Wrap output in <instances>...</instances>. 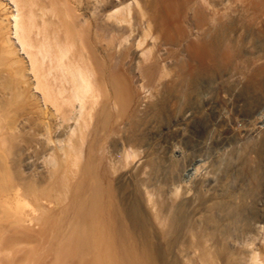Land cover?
I'll return each instance as SVG.
<instances>
[{"label":"bare ground","instance_id":"1","mask_svg":"<svg viewBox=\"0 0 264 264\" xmlns=\"http://www.w3.org/2000/svg\"><path fill=\"white\" fill-rule=\"evenodd\" d=\"M1 80L0 264H264V0H0Z\"/></svg>","mask_w":264,"mask_h":264},{"label":"rangeland","instance_id":"2","mask_svg":"<svg viewBox=\"0 0 264 264\" xmlns=\"http://www.w3.org/2000/svg\"><path fill=\"white\" fill-rule=\"evenodd\" d=\"M8 8H9V7H8ZM3 83H4V84H3ZM5 85H6V86H5ZM7 85H8V84L5 83V82H3V80L0 81V93H1V94L9 95V94H11V93L13 92V90H11V92H10V89H8V86H7ZM5 88H6V91H5ZM15 90H16V88L14 89V91H15ZM17 91H18V89H17ZM2 108H3V109H2ZM6 109H8V108L0 107V123L6 125V124L10 121L9 118H10V115H12L11 113H13V116H12L13 119H12V118H11V119H12L13 122L15 123L14 125L16 126L17 131H18V130L20 131V128H21V126H22V125H20V124H22V122H20V121L22 120V118L24 119L23 114L21 113L22 111L19 110V108H17V109H15V110H12V111L10 112V114H8V113H9V112H8L9 110H6ZM5 110H6V111H5ZM207 112H208V111L205 109V110L201 113L202 115L200 114V118H201V117H205V115L207 116ZM5 113H6V114H5ZM14 113H18V114H14ZM208 113H209V112H208ZM5 115H6V116H5ZM7 115L9 116V118H7V117H8ZM5 119H6V120L9 119V120L6 122ZM168 119H169V122H168ZM22 121H23V120H22ZM161 121H162L163 123H162V122H158V123H157L158 126L160 127V128L157 127V129H159V131L157 132V129H156V131H155L153 134L150 135V136H152V139L150 138V140H151L150 142H151L153 145H156V146H160V145H161V147H165V145H166V146H168V145L172 146L173 144H174V145H181V146H183L184 144L182 145L181 140H179V138H177L174 134H171L172 131L170 132V125H171V124H169V123H171V122H170V121H171V118H166V120L164 119V121H163V120H161ZM165 121H166V122H165ZM167 122H168V123H167ZM193 123L195 124V120L191 121L190 126H193V125H194ZM240 124H241V125H240ZM19 126H20V128H19ZM241 126H242V123H239L238 127H241ZM245 127H246V125H245V123H244V125L239 129V133H241V132L245 129ZM163 129H164V130H163ZM156 133H157V134H156ZM24 135H25V134H22V135H21V134H20V135L18 134V136H20L21 138L19 137V138H18L19 141L17 140V143H16V145H17V146H16L17 154H16L15 158L13 157L14 155H9L8 146H5V147L3 146V148H2V146H1L0 149L3 150V152L6 154V156H8V161H9V159H12V158H13L14 160L16 159V162L19 164V166L21 167V169L23 168L22 171H23V170L25 171V172L23 171L24 173L28 174V173L30 172L29 174H35V172H33V169L36 168V170H34V171H36V172L39 171V172H37V175H38V173H40V170H41V172H43V174H44V173L46 172V171L44 172V169L46 168L47 165H46V166L43 165V164H45V163H44V155H43L44 150H43V149L47 148V141H45V140L47 139V136H46V135H45V136H44V135H40V136H39V138H40L39 141L41 140L40 143H43V144L45 143L46 146H45V144H44V145L41 144V145H42V146H41L40 143H39V144L37 145V148L35 147V148L33 149V150H35L34 153H33L32 151L29 152V151H26V150H25V146H24L25 144H23V145L21 144V145H20V143H22V141L25 142V140H26L27 135H25L26 137H25L24 139L22 138V136L24 137ZM173 135H174L175 137H174ZM52 136H53V134H52ZM153 136H154V137H153ZM45 137H46V139H45ZM41 138L43 139V141H42ZM50 138H51V137H50ZM188 138H190V137H188ZM190 139H191V138H190ZM20 141H21V142H20ZM44 141H45V142H44ZM18 142H19V143H18ZM240 142H241V141H240ZM240 142H239V143H238V142H234V145H233V146H231V144H230V145L228 144V147H229V148L226 147V146H227L226 144H223V145H222V146L224 147V148H223V147L221 146V143H219L218 145H220L221 147H219L218 145H215V148H216V146H218V147H217V149H214V150H212L213 147H214V146H213L214 144L211 145L212 147L209 146V145H210V144H209L208 147L211 148V149L205 147V148H202V149H197V150L199 151V152H198V151H196L195 148H194V151H193V149H191L190 151L188 150V153H189L190 155H188V153H187V155H188V157L190 158V160H191V158H192L193 156L196 157V158L199 157L200 160L203 161L201 164H203V166L205 165V167H204V168L202 167L201 170L204 169L203 172L205 171V173H207V174H209V175H213V173L216 171V169H219V170H218V171H219V172H218L219 174L216 173V172H217V171H216L215 173H216L217 175H214V177H217V178H218L219 175H220V172H222V171H221L222 169L219 168V166L221 167V165H220V163L218 162V160L220 161L221 158L225 157V155L229 156L231 152H232V153H236L237 150L240 149V150L237 152V153H239V152L241 151V147L244 146V144H243L244 142H241V143H240ZM235 143H237V144H235ZM18 144H19V145H18ZM157 144H159V145H157ZM164 144H165V145H164ZM167 144H168V145H167ZM241 144H242L243 146H241ZM39 145H40V146H39ZM50 145H51V143H49L48 146H50ZM21 146H22V147H21ZM42 147H45V148L42 149L43 152L41 153V148H42ZM186 147H187V145H186ZM232 147H233V148H232ZM22 148H23V149H22ZM38 148H39V149H38ZM218 148H219V149H218ZM220 148H221V149H220ZM222 148H223V151H224L225 153H223ZM225 148H226V149H225ZM21 149H22V150H25V151L23 152ZM188 149H189V148H188ZM227 149H228V150H227ZM229 149H230V150H229ZM231 149H232L233 151H232ZM45 150H46V149H45ZM200 150H201V151H200ZM202 150H203V151H202ZM206 150H209V152H207ZM217 150H219V151L217 152ZM39 151H40V152H39ZM46 151H47V150H46ZM210 151H214V152L211 153ZM215 151L217 152L216 154H215ZM221 151H222V152H221ZM31 152H32L34 155H33ZM201 152H202V153H201ZM205 152H206V153H205ZM219 152H220V154H219ZM226 152H227V153H226ZM28 153H29L30 155H29ZM195 153H196V154H195ZM221 153L224 154L223 157L221 156V155H223V154H221ZM23 154H25V155H24L25 157L23 156ZM26 154H28V155H26ZM36 154H40V156L43 155V156H42V159H40L41 157H39V156L37 155V156L39 157V159H38L37 156H36ZM207 154H208V155H207ZM212 154H213L214 157H213V156L210 157V155H212ZM31 155H32V156H31ZM187 155H186V157H187ZM197 155H198V156H197ZM215 155H216V157H215ZM26 156H28V158H27ZM9 157H10V158H9ZM194 157H193V158H194ZM217 157H218V158H217ZM219 157H220V159H219ZM26 158H27V159H26ZM29 158H30V159H29ZM31 158H33L34 160L31 159ZM36 158H37V159H36ZM199 158H198V159H199ZM212 158H213V159H212ZM35 159H36V164H35V162H34ZM203 159H204V160H203ZM217 159H218V160H217ZM37 160H38V161H37ZM190 160L188 159L187 161H189V163H191ZM211 160H212V161L215 160V161L212 162ZM216 160H217V162L219 163L218 166H217L216 164H215V165L213 164L214 162L217 163ZM28 161H29V162L31 161L32 163H31V162H30V163H27ZM39 161H40V162H39ZM25 162H26V163H25ZM33 162H34V164H33ZM41 162H42L43 164H39V163H41ZM205 162H207V163H205ZM211 162H212V166H211V164H210ZM37 163H38L39 165H38ZM189 163H188V164H189ZM208 163H209L210 165H208ZM188 164H187V165H188ZM29 165H30V166H29ZM34 165H35L36 167H33ZM41 165H42V166H41ZM206 165H207L208 167H207ZM234 165H235L236 167H235ZM234 165H233V166H234L236 169H235L234 167H232V168H233V171L235 170L234 172H236V171H238L237 169H239V167L237 168V165H238L237 162H235ZM38 166H39V167H38ZM40 166H41V167H40ZM215 166L218 167V168H215ZM30 167H31V168L33 167V168L31 169ZM42 167H43V168H42ZM186 167H188V168H187L185 171H183L182 176H183V178H184L185 180H188V179H191V178L193 177V175H194V173H195V167H196V165L191 166V165L189 164V165L186 166ZM206 167H207V168H206ZM213 167H214V168H213ZM38 168H39L40 170H39ZM41 168H42L43 170H42ZM210 168H213L214 170L211 169V170H212V171H211ZM30 169H31V170H30ZM45 170H46V169H45ZM31 171H32V172H31ZM27 172H28V173H27ZM210 172H213V173L211 174ZM40 174H41V173H40ZM217 178H216V179H217ZM216 179L213 178L211 181L208 182V184L205 183V184H207V187H204V189H205L206 191H209V190L212 189L214 186H218V185H219V186H220V187L218 186V187L220 188V191H219V192L222 193L219 197L225 198V197L227 196V194H228V193H226V190H225V184L228 185L229 182H228L227 179H225V181H223L222 183H225L226 181H227V182H226V183L224 184V186H223V185H220V184H221L220 182H218L219 184H217V183H216ZM217 181H218V180H217ZM209 183H211V186L209 185ZM215 183H216V184H215ZM214 184H215V185H214ZM235 184L237 185V183H235V182H233V185L230 184L231 188H233V189L235 188L234 190H233V189L231 190V188H229V187H226V189L229 188V190H230L231 192H232V191H236L237 186H236ZM212 185H213V186H212ZM205 186H206V185H205ZM221 186L224 187V189L222 188L223 191L221 190ZM218 187L216 188L217 190H218ZM206 188H208V189H206ZM209 188H210V189H209ZM214 188H215V187H214ZM224 190H225V192H224ZM221 191H222V192H221ZM224 193L226 194L225 197L223 196Z\"/></svg>","mask_w":264,"mask_h":264}]
</instances>
